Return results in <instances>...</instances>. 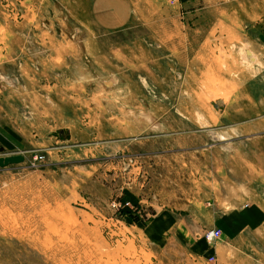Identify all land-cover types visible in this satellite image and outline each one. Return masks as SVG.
<instances>
[{
	"label": "rangeland",
	"instance_id": "1",
	"mask_svg": "<svg viewBox=\"0 0 264 264\" xmlns=\"http://www.w3.org/2000/svg\"><path fill=\"white\" fill-rule=\"evenodd\" d=\"M127 1L0 0V264H264V0Z\"/></svg>",
	"mask_w": 264,
	"mask_h": 264
},
{
	"label": "crops",
	"instance_id": "2",
	"mask_svg": "<svg viewBox=\"0 0 264 264\" xmlns=\"http://www.w3.org/2000/svg\"><path fill=\"white\" fill-rule=\"evenodd\" d=\"M90 15L104 27L117 26L128 17L127 0H90Z\"/></svg>",
	"mask_w": 264,
	"mask_h": 264
},
{
	"label": "water",
	"instance_id": "3",
	"mask_svg": "<svg viewBox=\"0 0 264 264\" xmlns=\"http://www.w3.org/2000/svg\"><path fill=\"white\" fill-rule=\"evenodd\" d=\"M51 134L56 135L60 139H68L69 137V130L66 128L63 129H57L53 130ZM3 147L0 145V150H2ZM23 161V155L17 153H7L5 156H0V166H6L9 163H18Z\"/></svg>",
	"mask_w": 264,
	"mask_h": 264
},
{
	"label": "built area",
	"instance_id": "4",
	"mask_svg": "<svg viewBox=\"0 0 264 264\" xmlns=\"http://www.w3.org/2000/svg\"><path fill=\"white\" fill-rule=\"evenodd\" d=\"M219 233V230L216 229H210L205 233V238L207 240H211L214 236H216Z\"/></svg>",
	"mask_w": 264,
	"mask_h": 264
},
{
	"label": "bare ground",
	"instance_id": "5",
	"mask_svg": "<svg viewBox=\"0 0 264 264\" xmlns=\"http://www.w3.org/2000/svg\"><path fill=\"white\" fill-rule=\"evenodd\" d=\"M216 103V102H215ZM216 105V104H215ZM219 106V105H218Z\"/></svg>",
	"mask_w": 264,
	"mask_h": 264
}]
</instances>
